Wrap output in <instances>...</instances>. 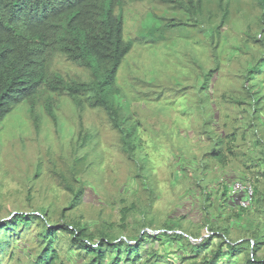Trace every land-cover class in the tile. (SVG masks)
<instances>
[{"label": "trees", "instance_id": "trees-1", "mask_svg": "<svg viewBox=\"0 0 264 264\" xmlns=\"http://www.w3.org/2000/svg\"><path fill=\"white\" fill-rule=\"evenodd\" d=\"M144 1L0 0V121L16 104L27 101L31 110H35V102L42 104L45 114L57 123L55 105L59 98H67L80 116L90 109L109 122L123 136L128 157L134 158L132 139H128L125 133V116L109 93L118 68L133 45L131 40L123 37V9L128 4ZM148 1L170 10L173 13L172 25H198L206 35L210 66L204 71L199 85L200 91L205 93L204 98L198 99L199 103L203 99L209 101L212 79L221 68L218 53L221 36H228V31L234 30L229 26L232 18L239 21L236 24V29L240 30L237 44L227 45L223 50H230L227 62L239 65L236 77L244 82L241 90L233 89L222 95L238 116L231 119L232 123L222 124L219 132L212 126L213 108L206 106L201 143L205 142L208 148L206 156L217 167L231 166L236 174L246 179L243 182L251 185V205L242 207L239 204V200L244 198L243 193L229 194L230 181L219 182L222 191L214 195L212 189L202 187L200 180H196L194 186L201 188V221L197 224L190 221L189 225L193 224L195 230L192 229L189 236L185 231L190 229L182 223L183 215L163 219L159 228L152 227L153 237L150 239L142 230L143 223L152 225V218L136 225V234L127 232L130 238L126 234L115 237L114 223L108 220H101L102 225L108 228L105 231L90 229L91 224L87 222L74 225L67 212L83 201L89 186L84 178L87 169H83L88 161L79 150L89 144L90 135L89 128L80 123L69 171L60 169L55 173L56 183L70 196L67 207L59 211L57 221L56 210L46 207L34 212H15L0 220V235L14 223L18 225L20 222L30 228L26 221L32 216L38 224L46 226L50 235L46 236V244L37 245L31 257L19 256L14 248L6 247L0 237V264L1 261L26 264L25 259L28 264H107L108 261L117 264L121 251L118 249L113 253L112 241L118 238H127V247L137 252L135 256L125 258L123 264H237V256L241 252L244 253L241 264H264V138H258L261 144L257 151L236 149L238 138L245 142L249 141L250 134L258 137V131L264 126V0ZM117 9L119 13L115 12ZM154 18L160 17L154 15ZM225 25L227 28L223 30ZM56 60L59 65L64 60L69 62L77 71L66 66L64 73L60 72L64 66L59 67L60 71L56 69ZM239 130H242L240 134ZM140 171L145 181L142 191L147 194V199L141 203V189H136L135 202L120 207L118 226L123 231H129L127 218L135 206L141 203L150 207L156 196L147 182V175ZM239 194H242L240 198L234 200L233 196L239 197ZM202 228H206L210 235L197 243L201 244L200 248L203 246L199 251L193 240L200 238ZM154 231L159 232L154 234ZM236 232L240 233L237 238L234 236ZM36 236L40 238V235ZM63 240L67 246L65 249L61 248L60 241ZM210 242L213 247L207 250ZM171 244L174 245L171 247ZM143 253L144 259L141 257ZM164 254L166 260L160 262L158 257Z\"/></svg>", "mask_w": 264, "mask_h": 264}, {"label": "rangeland", "instance_id": "rangeland-1", "mask_svg": "<svg viewBox=\"0 0 264 264\" xmlns=\"http://www.w3.org/2000/svg\"><path fill=\"white\" fill-rule=\"evenodd\" d=\"M154 15L160 18L155 19ZM122 16L123 37L131 40L133 45L118 68L109 96L125 116V133L128 139H132L134 158L128 157L123 136L109 122L90 109L80 116L67 98H59L55 105L57 123L45 114L42 104L35 102V110H31L27 101L16 104L0 121V220L15 212H34L40 207L56 210L55 220H59V211L67 207L70 196L56 183L55 173L60 169L69 171L80 123L89 128V144L79 150L88 161L83 169H87L84 178L89 186L83 201L67 212L74 225L87 222L91 224L90 229L105 231L108 228L102 225L101 220H108L114 223L115 237L126 234L130 238L127 232L136 234V225L152 218V225L143 223L142 230L150 239L153 237L152 227L159 228L166 217L183 215L182 223L190 229L185 231L189 236L191 230H195L193 224L201 221V188L194 186L196 180H200L202 187L212 189L214 195L222 191L219 182L246 181L229 165L217 167L206 156L208 148L205 142L201 143L206 106L213 108L212 126L219 132L222 124H230L231 119L238 116L222 95L233 89L241 90L244 82L236 77L239 65L227 62L230 50H223L227 45L237 44L240 30L236 29V24L239 21L232 18L229 26L234 30L228 31V36H221L218 47L221 68L212 79L209 101L203 99L199 103L198 99L205 95L199 85L204 71L210 66L209 46L200 27L172 25L173 13L165 6L148 0L128 4ZM226 28L227 25L223 30ZM54 64L59 71L63 64L62 73L66 66L77 71L65 60L60 65L56 60ZM34 113L38 119L34 118ZM261 137L264 138V126L258 131V137L250 134L249 141L245 142L238 138L236 149L257 151L261 144L258 138ZM140 170L147 175V182L156 195L150 207L141 204L147 199V194L142 191L145 181ZM136 189H141V203L128 215L129 231H123L118 226L120 207L135 202ZM241 195L233 196L234 200ZM190 221L192 225H189ZM26 222L30 223V228L20 222L18 225L14 223L0 237L3 244L14 248L19 256L31 257L37 245L46 244V236L50 235L46 226L38 224L34 216ZM158 232L154 231V234ZM200 235L199 239L193 240L199 251L203 246L200 248L201 244L197 243L210 234L202 228ZM239 235L234 233L236 238ZM65 241H60L62 249L67 247ZM190 242L193 244L192 240ZM112 243L114 254L118 249L121 251L117 264H123L125 258L137 254L134 248L127 247V238H118ZM210 247H213L211 242L207 250ZM243 256V252L237 256V264H241ZM141 257L144 259L145 254ZM166 257L164 254L158 258L163 262ZM24 262L28 264L27 259Z\"/></svg>", "mask_w": 264, "mask_h": 264}, {"label": "built area", "instance_id": "built-area-1", "mask_svg": "<svg viewBox=\"0 0 264 264\" xmlns=\"http://www.w3.org/2000/svg\"><path fill=\"white\" fill-rule=\"evenodd\" d=\"M230 194L235 193H243L244 198L239 200V204L242 207H249L251 205L252 200V188L251 185L248 182L243 181H232L231 184H229Z\"/></svg>", "mask_w": 264, "mask_h": 264}]
</instances>
